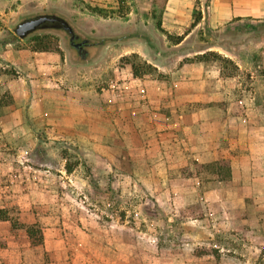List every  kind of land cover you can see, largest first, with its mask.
<instances>
[{
  "label": "crops",
  "instance_id": "crops-1",
  "mask_svg": "<svg viewBox=\"0 0 264 264\" xmlns=\"http://www.w3.org/2000/svg\"><path fill=\"white\" fill-rule=\"evenodd\" d=\"M194 10L200 20L192 27ZM36 15L61 17L92 43L131 37L94 45L85 61L62 45L37 52L5 38L10 25ZM158 24L181 42L163 43ZM197 29L246 34V51L213 44L182 54ZM210 52L239 74L213 62L182 63ZM131 55L160 76L134 79L128 65L115 64ZM108 72L121 79L108 84ZM0 103L2 137H33L49 125L45 131L66 137L90 167L116 168L133 150L158 171L228 160L232 181L264 187V0H0Z\"/></svg>",
  "mask_w": 264,
  "mask_h": 264
},
{
  "label": "rangeland",
  "instance_id": "rangeland-1",
  "mask_svg": "<svg viewBox=\"0 0 264 264\" xmlns=\"http://www.w3.org/2000/svg\"><path fill=\"white\" fill-rule=\"evenodd\" d=\"M32 17L10 25L5 38L15 40L16 25ZM72 29L81 40L88 38ZM35 33L56 36L80 60L65 32ZM246 42V34L236 31L197 29L178 50L190 55L218 44L246 51ZM207 62L239 74L233 62ZM115 64L126 65L122 59ZM106 75L108 84L121 79ZM242 81L246 87V73ZM47 127L25 139L0 135V211L6 215L0 221V264H264V187H247L241 177L220 183L206 165L146 169L145 156L126 144L133 151L116 168L90 167L66 137ZM199 247L217 258L195 256Z\"/></svg>",
  "mask_w": 264,
  "mask_h": 264
},
{
  "label": "trees",
  "instance_id": "trees-1",
  "mask_svg": "<svg viewBox=\"0 0 264 264\" xmlns=\"http://www.w3.org/2000/svg\"><path fill=\"white\" fill-rule=\"evenodd\" d=\"M200 0H197V3H199ZM90 11L94 14H99L102 15L103 11L99 8H90ZM55 16V15H54ZM58 17V16H57ZM61 18V17H59ZM63 19V18H62ZM200 20V13H198L196 10L193 11V23L192 27L195 26ZM158 30L163 33L168 39H173L174 42L173 44H178L181 42L182 37H172L168 35L166 32L162 31L160 28V25H157ZM131 35L129 36H124L119 39H109V40H104L98 43H93V45H104L107 42H113L117 40H125L127 38H130ZM16 41H19L18 38L14 37ZM28 43V46L32 51H37V52H59V40L56 36L54 35H47V34H40V33H35L32 35H29L27 39H25ZM208 57H212L215 59V61H221L224 64H232V62L222 56H220L217 53L210 52L206 53L204 55L194 57L193 59H187L186 62H207ZM126 65H128L131 69V74L134 79H140L146 75H152L156 74L157 75V70L156 68L152 67L151 65L147 64L146 62L141 61L137 55H131L129 57L123 58L122 59ZM158 77L160 75H157ZM198 166H203V165H198ZM205 168L210 169L212 173L218 178L220 182H228L231 180V171H230V164L228 160H220L216 163H212L209 165H206ZM65 171L70 174L73 171V168L70 165L65 166ZM6 220V215L4 213H1L0 211V221H5ZM28 236L31 238V234L28 232ZM39 242L37 243L38 245L41 244L42 241V235L39 232ZM34 245H36L34 243ZM215 252L206 249L205 247H199L195 249L194 254L195 256H214L217 258V255L214 254Z\"/></svg>",
  "mask_w": 264,
  "mask_h": 264
},
{
  "label": "water",
  "instance_id": "water-1",
  "mask_svg": "<svg viewBox=\"0 0 264 264\" xmlns=\"http://www.w3.org/2000/svg\"><path fill=\"white\" fill-rule=\"evenodd\" d=\"M54 29L65 32L69 37V44L76 50L80 60L85 61L88 58V52L84 49L85 44H89L88 40H82L76 43L77 35L72 27L62 18L54 15H38L27 18L16 25L14 34L19 40H25L29 35L39 30Z\"/></svg>",
  "mask_w": 264,
  "mask_h": 264
},
{
  "label": "flooded vegetation",
  "instance_id": "flooded-vegetation-1",
  "mask_svg": "<svg viewBox=\"0 0 264 264\" xmlns=\"http://www.w3.org/2000/svg\"><path fill=\"white\" fill-rule=\"evenodd\" d=\"M76 34V33H75ZM77 35V34H76ZM80 41H82L80 38H79V36L77 35V40H76V43H78V42H80ZM70 45V44H69ZM93 43H91L90 41H89V44H85L83 47H84V49L88 52V55H89V53H90V51L92 50V48H93ZM71 47V46H70ZM72 48V47H71ZM73 50H75L74 48H72ZM76 51V50H75Z\"/></svg>",
  "mask_w": 264,
  "mask_h": 264
},
{
  "label": "built area",
  "instance_id": "built-area-1",
  "mask_svg": "<svg viewBox=\"0 0 264 264\" xmlns=\"http://www.w3.org/2000/svg\"><path fill=\"white\" fill-rule=\"evenodd\" d=\"M141 92H143V91H141Z\"/></svg>",
  "mask_w": 264,
  "mask_h": 264
}]
</instances>
